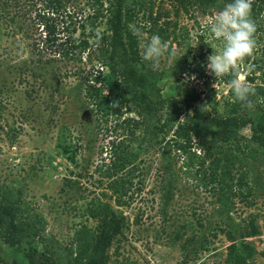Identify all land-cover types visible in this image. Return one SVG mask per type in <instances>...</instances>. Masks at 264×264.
Segmentation results:
<instances>
[{"label":"rangeland","instance_id":"374dc122","mask_svg":"<svg viewBox=\"0 0 264 264\" xmlns=\"http://www.w3.org/2000/svg\"><path fill=\"white\" fill-rule=\"evenodd\" d=\"M134 1L128 0V4L133 7ZM90 2L72 0L68 9L84 17L92 11ZM42 4V0H18L20 9L9 5L8 15H0V184L19 190L31 209L45 219L44 236L50 243L56 242L60 250L68 247L82 225L91 229L96 226L86 207L101 200L112 205L114 217L121 223L106 250V264H226L231 242L220 229L232 228L237 232L249 221L255 224L257 232L243 240L251 250L246 261L264 264L263 148H258V158L245 162L250 196L247 200L243 194L231 196L232 208L225 212L211 184L197 171L196 157L192 155L194 162L188 167V155L172 147L168 160L172 166V196L164 204L159 146L146 150L149 141L143 138L142 126L134 133L130 127L129 132V128L119 126L122 118L118 119L103 104L96 106L85 94L87 81L92 83L98 75L102 95L119 100L116 91L110 90L118 80L96 59L86 57L93 48L85 52L81 61L56 57L47 63L46 58L53 55L38 52L42 35L34 15ZM107 5L104 0L103 12ZM177 5L174 0H162L153 6V14L159 7L158 25L163 28V36L153 31L146 11L136 10L139 24L130 23V27L139 29L144 41L155 34L175 48L176 55L166 54L157 69L161 76L158 84L165 95L176 93L177 84L185 83L201 92L211 112L227 113L236 99L229 84L206 67L207 57L213 49L219 51L222 42L207 29L205 18L224 4H190L188 11L178 9ZM15 11H19L15 20L9 21ZM104 21L102 18L96 28L100 35L108 33ZM255 23L257 47L251 56L239 62L238 68L248 85L253 84L245 78L247 73L254 77V84L264 85V7ZM73 36H79V29ZM21 44L27 58L22 55ZM138 49L142 57L140 38ZM197 67L203 69V77L194 71ZM185 73L189 77L194 74L196 80L186 81ZM260 99L258 96L253 106L240 110V114L259 115L264 105ZM131 105L122 108L124 117L137 119ZM189 114L191 111L182 112L180 120H187ZM242 133L249 136L250 130L245 128ZM119 141L132 148L140 147L138 171L132 178L134 199L124 206L114 204L103 175L111 159L112 142ZM195 152L202 153L198 147ZM235 239L236 243L241 241L240 236ZM13 257L22 259L19 252L0 240V264L9 263Z\"/></svg>","mask_w":264,"mask_h":264},{"label":"trees","instance_id":"16d2710c","mask_svg":"<svg viewBox=\"0 0 264 264\" xmlns=\"http://www.w3.org/2000/svg\"><path fill=\"white\" fill-rule=\"evenodd\" d=\"M72 0H42L43 4L34 15L36 28H40L41 48L39 53L52 54L46 58L50 63L56 60L81 61L85 52L89 60L96 59L101 65L107 67L118 83L111 87L119 97V107L112 108L111 99L102 95L95 81L88 80L85 85V94L90 97L96 106L105 105L120 120L119 126L144 129L143 138L148 140V148L159 146V156L163 162L161 182L164 188V204L172 196V166L168 162L172 147L188 155L186 166L193 164L196 157L197 171L203 180L211 184L217 196V202L222 204V210L229 212L232 208L230 197L239 194L247 200L252 189L249 184V169L245 162L258 158V148L264 152V105L257 116L242 115L245 106L235 100L230 103L227 113L211 112L208 102L201 98V92L190 88L185 83L176 86V93L165 95L158 84L160 74L153 70L148 62L144 61L138 49V37L134 35V28L130 23L139 24L136 20V10L146 11L147 21L152 23L153 31L163 36L160 23V13L153 6L162 0H136L132 7L128 0H105L108 5L104 10V0H90L91 12L78 17V11L68 9ZM177 8L188 11L191 4L214 6L221 2L226 4L231 0H174ZM20 9L18 0H0V15H8V6ZM159 5V4H158ZM264 7V0H253L252 18L255 21ZM15 11L9 21L15 20ZM25 13H22L23 15ZM7 17V16H6ZM104 18L106 31L97 36L96 28ZM157 26H159L157 28ZM79 29V36L73 34ZM67 31V34H63ZM167 36V35H165ZM90 38H95L90 41ZM44 55V54H42ZM42 55H39L42 58ZM181 66V72L184 67ZM239 73L240 69L238 68ZM199 77L204 71L197 67ZM98 73V71H97ZM227 84L233 78L232 74L221 77ZM247 81L255 89V94L249 99L253 102L258 96L264 104V85L254 84V77L248 73ZM232 93V91H231ZM132 104V105H131ZM132 106L133 111L139 116L137 119L124 117L122 108ZM260 106V105H259ZM187 120L181 121L182 112H189ZM248 128L250 135L245 136L242 130ZM170 134L169 137H167ZM148 135V136H147ZM142 138V137H141ZM142 139L143 141H145ZM113 143L111 159L103 169L106 177V189L110 191V198L114 204L124 206L130 204L133 198L132 178L138 171L136 160L140 147L132 148L123 141ZM200 149L199 155L195 148ZM193 149V150H192ZM191 154V156H190ZM165 162V163H164ZM137 188V187H135ZM245 189V190H244ZM132 190V191H131ZM86 213L96 221V226L91 229L82 225L75 231L68 247L60 250L56 242L44 236L45 219L33 211L30 203L22 197L19 190L0 184V240L8 247L22 255V259L13 257L6 264H106L108 257L106 250L112 238L119 232L121 223L114 217V210L110 203L98 200L86 207ZM221 213V212H220ZM226 238L231 242L228 246L226 264H248L247 258L251 256L249 245L243 241L245 237L254 235L257 228L252 221L236 229L221 228ZM236 236L241 241L236 243ZM37 244L40 245L37 246Z\"/></svg>","mask_w":264,"mask_h":264},{"label":"clouds","instance_id":"9594fccd","mask_svg":"<svg viewBox=\"0 0 264 264\" xmlns=\"http://www.w3.org/2000/svg\"><path fill=\"white\" fill-rule=\"evenodd\" d=\"M253 0H231L221 9L215 11L205 18V24L210 33L222 42V47L207 57V70L215 77H222L231 73L232 79L229 81L230 89L235 99L245 107L251 108L252 102L249 99L255 94V89L248 85L239 74L238 65L246 57L253 54L257 47L255 33L257 25L252 18ZM134 35L141 39L142 59L150 62L153 70L160 67V60L166 54L175 56V48H170L168 42L163 41L159 35H152L147 41L143 39V33L139 29L134 30ZM100 33L97 32L99 37ZM24 58L27 52L24 45H20ZM185 80H196L193 74L189 77L187 73ZM215 87V85H213ZM112 108L119 107L118 101H113Z\"/></svg>","mask_w":264,"mask_h":264}]
</instances>
